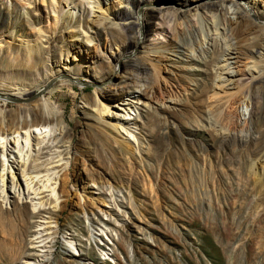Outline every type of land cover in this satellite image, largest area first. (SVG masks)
<instances>
[{
  "label": "bare ground",
  "instance_id": "1",
  "mask_svg": "<svg viewBox=\"0 0 264 264\" xmlns=\"http://www.w3.org/2000/svg\"><path fill=\"white\" fill-rule=\"evenodd\" d=\"M218 14L224 19L222 25L216 22L219 18L215 20ZM184 25L185 30L188 26L201 31V52L209 45L220 50L213 62L216 70L207 112L220 114L221 103L243 100L250 107L247 122L255 121L260 103L264 105L260 92H264V0H0V92L14 100L8 109L0 101V202L7 203L18 191V197L23 195L32 205L15 201L12 212L0 210L3 264L30 257L37 246H45L47 228L53 229L51 240L56 236L57 211L64 210L70 194V168L76 192L85 190L87 178L123 181L124 172H133L136 162L128 139L139 146L142 138L132 135L130 124L138 126V119L130 115H135V109L139 114L138 105H149L148 100L167 98L160 85L166 80L162 64L176 63L167 57L168 51L176 48L186 59H193L185 43L175 40ZM226 31L232 44L223 37ZM129 49L132 64L121 76L118 61ZM112 75H117L121 86L109 96ZM77 76L95 87L80 97L86 130L73 143L70 129L51 134L62 120L52 95L67 88L76 96L70 80ZM224 133L214 134L224 146L229 141L246 143L240 136ZM24 147L34 150V158L28 160ZM249 158L251 173L264 169L262 145L252 148ZM31 161L36 162L30 165ZM19 163L25 166L21 179L16 178ZM33 216L42 218L35 230H31ZM41 262L49 264L44 255ZM57 264L63 263L58 260Z\"/></svg>",
  "mask_w": 264,
  "mask_h": 264
},
{
  "label": "rangeland",
  "instance_id": "2",
  "mask_svg": "<svg viewBox=\"0 0 264 264\" xmlns=\"http://www.w3.org/2000/svg\"><path fill=\"white\" fill-rule=\"evenodd\" d=\"M216 19L219 25L224 23L220 14ZM185 27L175 40L185 43L193 59H186L176 48L168 51L167 57L176 63L162 64L166 80L160 85L167 98L154 103L148 100L149 105H138L139 114L135 109V115H130L138 119V126L130 124L132 135L142 138L139 146L128 139L136 162L133 172H124L123 181L87 178L85 190L76 192L70 168V194L64 210L57 211L56 236L51 240L53 229L47 228L45 246H37L30 257L21 256L12 264H43L42 255L49 264L58 260L63 264H264V169L257 174L247 170L253 162L249 151L261 145L264 149V105L260 103V115L251 123L247 122L250 107L243 100L233 105L221 103L220 114L217 110L208 113L212 100L207 96L216 70L213 62L220 50L209 45L201 52V31ZM223 37L227 44L233 43L228 31ZM132 55L129 49L118 61L119 75L128 72ZM114 76L110 77L114 85L107 91L109 96L121 86ZM181 77L184 80L179 81ZM70 82L76 96L67 88L52 95L62 120L51 134L70 129L76 143L86 130L80 97L91 94L95 85L83 76ZM111 100L114 103L115 98ZM0 101L8 104L7 109L14 103L1 92ZM218 133L240 136L247 144L229 141L224 146L214 139ZM12 147L17 151L15 144ZM30 147L22 149L28 160L35 156ZM20 168L16 178L21 179L25 166ZM17 194L7 203L0 202V210L12 212L15 201L32 208L30 199ZM30 219L35 222L31 230L37 229L42 218Z\"/></svg>",
  "mask_w": 264,
  "mask_h": 264
}]
</instances>
